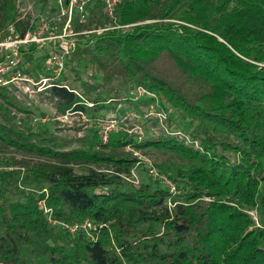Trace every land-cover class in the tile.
Returning <instances> with one entry per match:
<instances>
[{
  "label": "trees",
  "instance_id": "16d2710c",
  "mask_svg": "<svg viewBox=\"0 0 264 264\" xmlns=\"http://www.w3.org/2000/svg\"><path fill=\"white\" fill-rule=\"evenodd\" d=\"M100 9L76 30L104 29ZM17 16L16 0H0V31L14 24L21 35L28 22ZM115 17L121 28L78 37L66 72L72 63L144 90L124 102L166 115L165 134L112 133L103 145L92 130L63 150L15 120L31 112L0 88V143L46 160L0 169V264H264V0H121ZM36 49L20 51L19 68L38 79L49 73ZM55 85L44 92L61 115L105 109L90 96L97 87ZM128 146L177 155L156 167L178 193L130 182ZM85 221L75 235L59 226Z\"/></svg>",
  "mask_w": 264,
  "mask_h": 264
},
{
  "label": "built area",
  "instance_id": "2783aa9c",
  "mask_svg": "<svg viewBox=\"0 0 264 264\" xmlns=\"http://www.w3.org/2000/svg\"><path fill=\"white\" fill-rule=\"evenodd\" d=\"M98 3L101 7L100 14L104 16L106 24L104 29L121 28L115 26V12L119 7L121 0H54V6L51 11H46L43 14H33L32 7L24 6L22 0L16 1L18 16L15 23L28 22L26 30L20 35L16 31L14 24L9 25L3 34L0 35V88H6L11 91L13 96L22 101L24 98L32 99L36 94L44 92L46 89L59 84L60 88H65L75 95L78 93L68 87V81L59 82L66 75L65 63L69 56L75 50L78 37L87 34H100L104 29L96 30H76L77 27L85 26L89 21L90 13L94 5ZM38 49L46 47L48 49L46 69L48 76L39 74L38 79L25 73L19 68L22 58L21 50H28L32 47ZM137 94L143 96L147 94L142 89H137ZM89 107L91 104H87ZM71 115H75L81 119L83 130L91 126L86 115L82 112L67 111L61 116L60 121L70 123ZM44 119L42 122H46ZM69 126V125H68ZM94 131H96L99 142L107 144L112 133L122 132L119 129V120L117 116L105 119H97L94 123ZM123 133L131 135L132 131L124 129ZM136 132L135 134H137ZM138 139L141 136L138 135ZM125 150L131 153L137 160L136 166L140 165L143 158L131 147H126ZM148 164V175L152 180H156L164 185L170 193L175 192V184L165 176L159 174L154 166ZM133 168L130 173V182L134 185L138 184L137 176ZM42 207L43 203H40ZM43 212L47 214L48 222L51 225L57 223L50 218L51 210L44 208ZM63 231L71 235L77 234L79 231H87L92 227L88 221L67 225L59 224Z\"/></svg>",
  "mask_w": 264,
  "mask_h": 264
},
{
  "label": "rangeland",
  "instance_id": "374dc122",
  "mask_svg": "<svg viewBox=\"0 0 264 264\" xmlns=\"http://www.w3.org/2000/svg\"><path fill=\"white\" fill-rule=\"evenodd\" d=\"M17 1V0H16ZM24 6H31L33 14H38L41 9L42 0H22ZM54 6V0H47L45 12L51 11ZM5 30V29H4ZM0 31V35L5 32ZM48 49L46 47L36 49L33 52V59L46 66V56ZM69 59V58H68ZM73 70L68 69L65 75L66 81H68V87L74 89L79 95L85 90L82 88L81 83H86L89 86L96 88L95 91L90 92L91 98H101L106 103L104 105L105 109L99 112H92V114H85L89 120L91 126L86 130H83V125L81 119L75 115H71L70 123H63L60 121L61 114L54 101H52L47 92L38 93L32 99L24 98L21 103L22 105L29 108L31 112L29 115L18 114L13 112L12 115L15 120L22 121L25 125L30 126L32 129V134H41L45 137L55 138V142L63 146V150L76 149L81 146L82 139L85 136L92 137V128H94V123L97 119H105L113 116H117L119 120V129L122 132L124 129L131 130L130 136L133 138H151L160 137L165 134V117L166 115L155 113L154 109H147L143 106L138 107L137 111L132 108L127 102H124V97L138 98L140 95L134 90L128 81H121L116 79L110 84L104 83L101 79V75L95 71L89 69L83 71L81 69H76L75 64L71 67ZM75 73V74H74ZM77 74V76H76ZM70 84V86H69ZM120 98V99H119ZM119 99V100H118ZM115 100V101H114ZM89 104V103H88ZM2 102L0 101V106ZM165 106H167L165 104ZM137 112H141L137 113ZM158 118L159 122L157 125L153 123L154 119ZM47 119L46 122H42ZM175 119V118H173ZM4 118L2 116V111L0 110V122H3ZM69 125V126H68ZM181 133L184 132L183 129L179 127ZM138 132L137 134H135ZM143 158L140 165L134 167L135 174L137 176L138 183H158V186L164 187V185L148 175V164L150 162L157 170L156 165L162 162H172L180 163L181 159L175 154L157 152V151H139L135 150ZM125 152H127L125 150ZM231 155L230 157H232ZM0 169L16 168H32L34 166L46 163V160L38 158L34 155L22 153L15 151L13 149L7 148L0 143ZM4 163L10 164V166L5 168ZM158 172V170H157ZM174 183V182H173ZM176 188V186H175ZM175 192L178 191L175 189Z\"/></svg>",
  "mask_w": 264,
  "mask_h": 264
}]
</instances>
